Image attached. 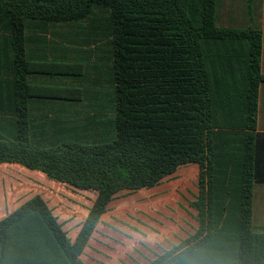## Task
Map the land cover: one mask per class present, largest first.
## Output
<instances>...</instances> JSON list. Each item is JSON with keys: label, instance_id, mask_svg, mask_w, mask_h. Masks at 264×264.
Returning a JSON list of instances; mask_svg holds the SVG:
<instances>
[{"label": "trees", "instance_id": "obj_1", "mask_svg": "<svg viewBox=\"0 0 264 264\" xmlns=\"http://www.w3.org/2000/svg\"><path fill=\"white\" fill-rule=\"evenodd\" d=\"M217 4L0 0V165L97 193L73 243L41 195L20 205L0 220V264H84L116 196L190 164L197 227L151 264H264L263 33L219 27Z\"/></svg>", "mask_w": 264, "mask_h": 264}, {"label": "crops", "instance_id": "obj_2", "mask_svg": "<svg viewBox=\"0 0 264 264\" xmlns=\"http://www.w3.org/2000/svg\"><path fill=\"white\" fill-rule=\"evenodd\" d=\"M249 6L252 9L251 15ZM217 25L223 28L253 26L262 31L261 68L264 74V0H220L219 5L217 4ZM258 131L264 133V82L260 87ZM181 168L165 178L160 185L152 189L140 190V195H136V192H123L116 196L96 226L79 257L80 260L84 264H151L192 235L197 227L194 219L196 212L190 206L194 198L191 197L192 201L189 202L190 209L194 213H186L178 209V212L173 214L176 218L175 222L158 214L161 211L169 215L165 207L168 204L174 205V202L182 199L178 195V192H182L178 190L179 181L185 177ZM192 168L197 170V180L199 167ZM38 179L33 197L42 196L67 237L72 243L75 242L94 205L97 193L79 191L69 185L50 181L44 174ZM182 219H187L190 226ZM181 226L187 230L185 231ZM48 258L43 264H58L55 259ZM13 262V259H7L1 264H15Z\"/></svg>", "mask_w": 264, "mask_h": 264}, {"label": "rangeland", "instance_id": "obj_3", "mask_svg": "<svg viewBox=\"0 0 264 264\" xmlns=\"http://www.w3.org/2000/svg\"><path fill=\"white\" fill-rule=\"evenodd\" d=\"M220 0H218L219 5ZM192 167H198L196 164L183 166L181 171H184V179L179 181L178 195L182 198L174 202V205L168 204L165 208L170 214L158 212L163 217L175 222L176 218L173 214L182 210L186 213H194L189 206L194 195L197 193V170ZM194 170V172H193ZM42 175L41 172L30 171L20 165L3 164L0 165V218L18 208L20 205L28 201L35 194L36 180L39 181ZM50 180V179H49ZM51 181V180H50ZM141 192L137 191L136 195ZM254 222L255 225L260 227L264 225V184L256 185L254 189ZM192 197V198H191ZM184 199V200H183ZM186 200V201H185ZM184 203H183V202ZM191 215V214H190ZM190 221H193L187 216ZM182 221L190 226V222L185 219ZM183 227V226H181ZM186 231L187 229L183 227Z\"/></svg>", "mask_w": 264, "mask_h": 264}]
</instances>
